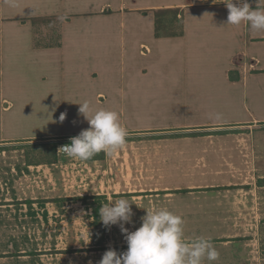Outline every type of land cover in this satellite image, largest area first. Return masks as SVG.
<instances>
[{"label":"crops","instance_id":"1","mask_svg":"<svg viewBox=\"0 0 264 264\" xmlns=\"http://www.w3.org/2000/svg\"><path fill=\"white\" fill-rule=\"evenodd\" d=\"M124 7L129 11L122 16L119 10ZM163 8L178 10L181 34L154 35L153 10ZM109 9L119 12L122 23L126 14L132 17L129 47L142 59L140 67L132 61L129 73L120 75L121 91L117 92L105 91L99 85L106 66L98 46L87 43L95 42L96 33L86 28L87 33L65 29L75 21H84V26L98 21V15H111ZM40 17L48 25L60 18L58 31L46 28L43 20L32 21ZM117 40L119 47L126 48L124 36L120 39L118 35ZM164 45L172 47L167 49L175 57L178 75L173 81L178 89L167 95L165 88L171 82L167 69L159 66V79H153L156 55H152ZM155 82L164 89L158 97L149 90ZM38 98L65 105L66 114L77 105L93 106L85 113H74L84 116L89 110L94 115L89 121L96 122L65 125L61 117L52 129L18 128V106ZM203 106L225 114L209 115L202 111ZM98 120L111 121L102 124ZM8 121L14 122L10 129ZM157 130L180 134L175 144L160 149L159 162L164 169L193 170L190 178L170 183L183 189L166 191L167 181L163 180L158 183L164 191L76 196V201L85 203L92 226L104 230L125 221L133 233H143L130 249L140 248L138 245L156 248L157 243L215 247L216 256L180 258L170 264H264V0H0V144ZM106 149L108 146L86 147L90 158L80 164L99 171L103 187L113 175L118 176L112 162L92 156ZM170 157L175 163L168 167ZM56 166L28 163L24 169L33 175V170H53ZM199 169L207 170L206 175L202 173L206 180L199 179ZM222 169L253 170V176L238 181L230 174L223 182L209 176ZM84 172L87 179L88 171ZM41 215L45 219L46 212L42 210ZM163 226L183 233L187 230L188 235H161L158 242H149L147 234ZM217 247L226 252L219 255ZM142 264L164 261L150 258Z\"/></svg>","mask_w":264,"mask_h":264},{"label":"rangeland","instance_id":"2","mask_svg":"<svg viewBox=\"0 0 264 264\" xmlns=\"http://www.w3.org/2000/svg\"><path fill=\"white\" fill-rule=\"evenodd\" d=\"M103 11L106 12V9ZM107 11L112 12L111 15H98V21L86 22L85 26L84 21L80 24L78 21L71 22L65 29L71 33L86 31L92 34L96 33L95 42L87 41V43L88 46L94 44L98 46L106 66V72L103 71V75H100L99 85L105 87V91L109 89L117 92L121 91L120 75L125 72L129 73V69L135 65L140 67L142 59L136 53H132L129 47L128 26L132 17L126 14L123 18L124 23L119 20L121 18L119 12L124 16L129 11L127 7L121 8L117 13H114L117 10L109 9ZM53 22L54 25L45 24L46 22L43 24L46 28L58 31L59 21L54 20ZM45 31L40 30V32ZM118 35H120V39L121 36H124L126 48L121 47V44L119 47ZM107 46H110L109 49L106 48ZM167 47L172 48L168 45L161 46L160 49L157 48V54L152 55L153 57L156 55L153 62L156 74H153V79L156 81L159 79L157 69L159 66H163L167 69L168 79L171 80V82L167 81L165 95L178 89L173 83L178 77L174 71L175 57ZM103 79L106 80L103 81ZM149 90L154 93V97H158L164 89L160 87L159 82H155ZM21 105L18 106L20 116L17 122L18 128L32 127L35 128V131L52 129L51 127L61 122V117L65 125L79 126L85 121H87V125H91L96 122L89 121L94 116L89 110L84 116H80L79 112L74 113L76 111L85 113V110L93 108L86 104L75 106L76 109L69 114L65 113V105L47 103L41 98ZM96 108L98 107L96 106ZM201 109L209 115L225 114V112L214 109L208 111L206 106ZM15 114L16 112H14ZM68 119L70 121H67ZM98 121L105 124L111 120ZM13 125L14 122L8 121V129ZM178 136L180 137V134L176 135L175 132L162 133L157 130L124 131L98 137L102 140L103 146H108V149H106L107 152L100 153L99 151L92 156L98 157L97 159L102 158L100 160L102 162H112L113 170L115 168V172L118 174V176L113 175L114 179L111 182L104 183V187L100 182L102 175H98L99 171L95 173V169L90 171L80 167L81 162L90 158V154L82 142L83 139L58 137L0 144V264H142V261H147L150 258L162 259L164 264H170L168 262L180 258L216 256L214 245L206 244L188 247L187 245L176 246L177 243H157L158 247L156 248H150L149 245L146 247L138 245L140 248L130 249L131 244L136 240L139 241L140 235L143 233H133L130 227L124 224L125 221L119 222V226L114 224L111 225V228L107 226L104 230L101 227H93L92 219L84 207L85 203L75 199L76 196L96 192L122 194L133 191H164L161 188L165 187L158 183L163 180L167 181L168 189L166 191H181L182 186L175 188V185L170 183L176 178H190V172L193 170L171 168L170 166H174L175 163V158H173L175 153H172L173 157H170L172 158L171 162L170 159L167 161V166L170 168H162V163L159 162L160 149L166 144L167 146L175 144L174 140ZM66 143L73 144V152L70 154L59 153L58 148ZM50 144H56L55 160L48 161L52 159L53 155ZM111 147H115L114 151ZM45 162L55 163L57 166L53 170L43 171L40 169L38 172L33 170V175L30 170L24 169L28 163ZM122 162H124L123 165ZM19 166L21 169H17ZM130 169L132 170L131 175ZM20 170L28 174L22 175ZM84 171H88L87 179L84 177ZM198 171L199 179L206 180L203 176L206 175L207 170L199 169ZM218 171L220 173L209 176L220 178L219 182H223L224 178H229L230 174L238 181H247L253 176V170L247 169ZM226 173L227 176H225ZM198 191H206V189ZM42 210L46 212L45 219L41 215ZM108 219L111 220L110 216ZM179 231L180 229L163 226L159 230L148 233L147 235L150 237L147 239L149 242H158L161 235H169L168 238L175 234L188 235L185 233L187 230H184V233ZM167 244L169 246H166ZM217 248L219 255L226 252L223 248Z\"/></svg>","mask_w":264,"mask_h":264},{"label":"trees","instance_id":"3","mask_svg":"<svg viewBox=\"0 0 264 264\" xmlns=\"http://www.w3.org/2000/svg\"><path fill=\"white\" fill-rule=\"evenodd\" d=\"M154 15V35L156 37L161 36H174L181 34V21L177 17L178 10L172 9V8H163V9H154L153 10ZM55 21H60V18H54ZM46 22L45 18H33L32 21L38 22L42 21ZM34 22V23H35ZM60 23V22H59ZM59 27V25H58ZM77 142V141H75ZM82 142H84L86 147L94 148V147H101L103 146V142L98 137L94 138H88L83 139ZM51 150H52V159L48 160H55V150H56V144H50ZM95 219H98V213L95 211ZM36 253V252H34Z\"/></svg>","mask_w":264,"mask_h":264},{"label":"built area","instance_id":"4","mask_svg":"<svg viewBox=\"0 0 264 264\" xmlns=\"http://www.w3.org/2000/svg\"><path fill=\"white\" fill-rule=\"evenodd\" d=\"M73 149H74V146L72 143H66V144H62L58 148V152L62 154H70L71 152H73Z\"/></svg>","mask_w":264,"mask_h":264}]
</instances>
